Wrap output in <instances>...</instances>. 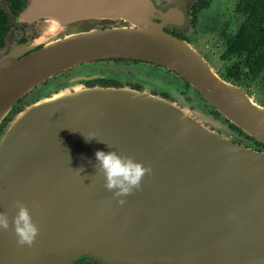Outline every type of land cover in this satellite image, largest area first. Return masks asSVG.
I'll use <instances>...</instances> for the list:
<instances>
[{
	"label": "water",
	"instance_id": "water-1",
	"mask_svg": "<svg viewBox=\"0 0 264 264\" xmlns=\"http://www.w3.org/2000/svg\"><path fill=\"white\" fill-rule=\"evenodd\" d=\"M190 1L119 0V14L110 16L128 26L69 32L11 64L0 76V120L54 73L121 57L173 71L264 144V106L220 78L186 40L163 30L189 24ZM89 133L96 139L87 141ZM98 150L152 168L139 190L122 197L124 205L95 168ZM17 200L39 234L31 247L18 246L11 228L0 230V264H75L86 256L114 264H264V152L201 132L166 99L144 91L63 90L12 116L0 136V212L11 219ZM119 219L133 228L116 227Z\"/></svg>",
	"mask_w": 264,
	"mask_h": 264
},
{
	"label": "rangeland",
	"instance_id": "rangeland-1",
	"mask_svg": "<svg viewBox=\"0 0 264 264\" xmlns=\"http://www.w3.org/2000/svg\"><path fill=\"white\" fill-rule=\"evenodd\" d=\"M220 2H216L215 5L217 7L215 10L208 9L203 13L201 20L197 24L200 32L196 34V38L198 41L200 38V41L195 44L199 45L202 50H198L192 43H188L198 51L199 55L220 78L229 81L245 92L253 102L264 106V67L260 74L252 80H246L244 77H238V79L226 78L228 77L226 75L227 68L232 63H235L237 58L225 52V41L233 36L242 16L234 11L235 0H231L227 4ZM93 9L94 6L91 2L84 1L79 3L75 0L71 2L69 11L66 14L47 13L37 18L35 22L37 29L35 39H38V42L44 46L45 43L62 38L69 32L99 30L102 27L128 26L126 22L117 16H112L113 20H109L106 15L95 12ZM214 16L217 18L214 19ZM5 56L6 54L1 59H4ZM107 64L111 67L120 66L123 68L122 70H136L138 73L162 82L161 86L147 84V87L156 90L164 88L167 97L163 98L166 99L168 104L201 132L222 141L261 151L254 138L247 137L243 132L240 133L236 129L231 128V122L228 119L216 111L186 80L179 75H174L176 73L173 71H167L164 67L153 63L113 64L108 62ZM146 93L153 95L150 92ZM16 107V104H13L0 120V136L5 125L12 118L10 115ZM78 259H84L83 264H114L98 262L88 256ZM76 261L77 259L74 261L75 264Z\"/></svg>",
	"mask_w": 264,
	"mask_h": 264
},
{
	"label": "flooded vegetation",
	"instance_id": "flooded-vegetation-1",
	"mask_svg": "<svg viewBox=\"0 0 264 264\" xmlns=\"http://www.w3.org/2000/svg\"><path fill=\"white\" fill-rule=\"evenodd\" d=\"M63 0H0V59L6 54L5 60H14L11 64L17 62L24 56L35 52L36 50L42 48L43 44L35 39L36 34V20L37 18L46 15L47 13L52 14H66L69 11V6L72 1L67 0L64 9L57 8L58 4ZM79 3L91 2L94 6L95 12H100L101 14L107 15L100 5L102 1L99 0H76ZM221 1V2H220ZM220 1H208L206 7L200 9L196 15L194 24L191 23V4L189 6L187 16L189 24L184 28H169L164 26L163 30L169 34L186 40L192 43L194 47L198 50H202L197 44L199 41L196 38V34L200 31L198 29V22L201 20V15L205 13L208 9H213L217 7L216 2L227 4L231 0H220ZM234 1V0H232ZM236 2V0H235ZM172 13L176 11L175 8L169 9ZM209 10V11H210ZM239 14V13H238ZM240 15V14H239ZM109 20H113L112 16L107 15ZM217 17L214 16V19ZM104 27L100 28L103 29ZM99 29V28H98ZM85 32V31H84ZM73 33H67L65 36H70ZM228 40V39H227ZM225 41V45L226 42ZM53 42L56 40H52ZM196 43V44H195ZM225 52L232 54L237 58L235 63H232L230 67L227 68L226 75L228 79H238V77H244L246 80H252L245 76L246 66L243 62V56L235 55L230 51ZM223 56V55H222ZM1 59V62L2 60ZM0 62V64H1ZM111 62L113 64H128V63H151L147 61L129 59V58H102L96 60H90L87 62H82L80 64L71 66L64 70H60L50 77L44 79L38 84L31 87L27 92L15 100L13 104H16L14 112L10 115L13 116L21 111L26 104L33 102L43 96H49L55 92L61 90H70L75 87L82 88H107V87H129L137 91L150 92L153 95H159L161 97H167L164 88L150 89L147 84H153L159 86L163 84L162 82L145 76V74L138 73L136 70H122V67H111L107 63ZM10 64V65H11ZM154 64V63H153ZM9 65V66H10ZM157 65V64H156ZM160 66V65H159ZM162 67V66H161ZM3 66H0L2 70ZM166 69V68H165ZM167 71H170L166 69ZM233 72H231V71ZM172 72V71H170ZM178 76L177 74H174ZM257 77V76H256ZM255 77V78H256ZM224 78V79H226ZM161 86V85H160ZM11 105V106H12ZM3 118V117H2ZM1 118V119H2ZM232 128V127H231ZM84 259H77L76 264H83ZM92 262V261H91Z\"/></svg>",
	"mask_w": 264,
	"mask_h": 264
},
{
	"label": "clouds",
	"instance_id": "clouds-1",
	"mask_svg": "<svg viewBox=\"0 0 264 264\" xmlns=\"http://www.w3.org/2000/svg\"><path fill=\"white\" fill-rule=\"evenodd\" d=\"M85 139L87 141L96 139V134L89 133ZM95 156L97 161L95 168L105 177V189L119 198L120 205L126 202L122 197L139 190L144 177L152 173L150 166L145 167L142 162H137L127 155H120L114 150L107 153L98 150ZM13 207L18 211L11 219L7 213L0 212V230L7 231L11 228L17 237L18 246L31 247L39 234V228L33 221L29 208L22 201H15Z\"/></svg>",
	"mask_w": 264,
	"mask_h": 264
},
{
	"label": "trees",
	"instance_id": "trees-1",
	"mask_svg": "<svg viewBox=\"0 0 264 264\" xmlns=\"http://www.w3.org/2000/svg\"><path fill=\"white\" fill-rule=\"evenodd\" d=\"M207 4L208 0L192 2L190 13L192 24L196 22V13ZM234 11L239 13L242 18L238 22L233 36L227 40L226 50L243 56L246 66L244 75L252 79L258 76L264 67V0H236ZM230 126L242 133L234 125ZM256 144L264 152V144L257 141Z\"/></svg>",
	"mask_w": 264,
	"mask_h": 264
},
{
	"label": "bare ground",
	"instance_id": "bare-ground-1",
	"mask_svg": "<svg viewBox=\"0 0 264 264\" xmlns=\"http://www.w3.org/2000/svg\"><path fill=\"white\" fill-rule=\"evenodd\" d=\"M66 1L67 0H63L61 3H59L58 4V6H57V8H59V9H64L65 7V5H66ZM99 1H101V0H99ZM102 3H103V6L101 7L103 10H104V12L107 14V15H114V14H119V12H120V10H119V8H120V5H119V0H112V1H108V0H102ZM137 13H140V11H136ZM132 16H134V15H132ZM130 19H131V21H133L134 22V24L137 26V27H141V22H140V20L139 19H136V18H131V17H129ZM154 28V26H152V25H149L147 28H145V29H153ZM14 60H2V62H1V64H0V66H3V68H2V70H0V76L4 73V71L7 69V67L13 62ZM192 140V139H191ZM187 143H191V144H193L191 141H189V142H187ZM184 144H186V140H184ZM194 148H196V149H201V147H197L195 144H194ZM227 152V151H226ZM212 153L214 154V155H218V156H226L227 154L225 153V154H223L222 152H220L219 151V149L218 150H214L213 149V151H212ZM228 153V152H227ZM217 159H220L221 161H226V157H216ZM131 220H128L127 221V219H119L117 222H115V224H116V227H118V228H121V229H125V230H129V229H131V228H133V225H131V222H130ZM113 221H111V222H108V224H109V227H112V224H110V223H112ZM107 224V225H108ZM166 262H167V264H172V262H168V260H166Z\"/></svg>",
	"mask_w": 264,
	"mask_h": 264
},
{
	"label": "crops",
	"instance_id": "crops-1",
	"mask_svg": "<svg viewBox=\"0 0 264 264\" xmlns=\"http://www.w3.org/2000/svg\"><path fill=\"white\" fill-rule=\"evenodd\" d=\"M194 0H191L190 1V4L193 2ZM213 1H217V0H213ZM162 4H163V2H162ZM190 6V5H189ZM187 19H188V16H187ZM185 27V26H184ZM183 27V28H184ZM75 88H82V87H75ZM92 88H97V87H92ZM129 88V87H128ZM72 89H74V88H72ZM71 90V89H70ZM61 91H63V90H61ZM69 91V90H68ZM59 92V91H58ZM56 93V92H55ZM54 94V93H53ZM52 95V94H51ZM50 96V95H49ZM43 97H46V96H43ZM42 98V97H41ZM40 99V98H39ZM38 100V99H37ZM36 101V100H35ZM34 102V101H33ZM31 103V102H30Z\"/></svg>",
	"mask_w": 264,
	"mask_h": 264
}]
</instances>
